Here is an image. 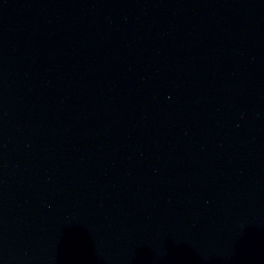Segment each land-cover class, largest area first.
Returning a JSON list of instances; mask_svg holds the SVG:
<instances>
[{
    "label": "water",
    "instance_id": "1",
    "mask_svg": "<svg viewBox=\"0 0 264 264\" xmlns=\"http://www.w3.org/2000/svg\"><path fill=\"white\" fill-rule=\"evenodd\" d=\"M0 264H264V0H0Z\"/></svg>",
    "mask_w": 264,
    "mask_h": 264
}]
</instances>
